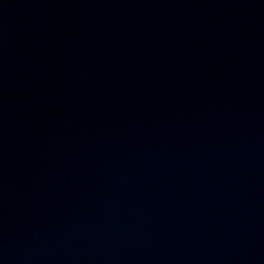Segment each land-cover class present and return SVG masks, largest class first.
Instances as JSON below:
<instances>
[{
    "label": "water",
    "instance_id": "1",
    "mask_svg": "<svg viewBox=\"0 0 264 264\" xmlns=\"http://www.w3.org/2000/svg\"><path fill=\"white\" fill-rule=\"evenodd\" d=\"M0 264H264V0H0Z\"/></svg>",
    "mask_w": 264,
    "mask_h": 264
}]
</instances>
